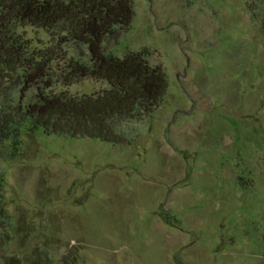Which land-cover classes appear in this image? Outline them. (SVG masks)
Masks as SVG:
<instances>
[{
	"label": "rangeland",
	"instance_id": "obj_1",
	"mask_svg": "<svg viewBox=\"0 0 264 264\" xmlns=\"http://www.w3.org/2000/svg\"><path fill=\"white\" fill-rule=\"evenodd\" d=\"M133 2L107 50L147 48L165 94L119 124L126 143L27 126L0 141V264H264V0Z\"/></svg>",
	"mask_w": 264,
	"mask_h": 264
},
{
	"label": "trees",
	"instance_id": "obj_2",
	"mask_svg": "<svg viewBox=\"0 0 264 264\" xmlns=\"http://www.w3.org/2000/svg\"><path fill=\"white\" fill-rule=\"evenodd\" d=\"M133 16V0H0V141L27 126L126 143L119 124L148 114L168 88L164 66L149 60L147 48L123 56L107 50L108 39L127 30ZM21 24L45 28L48 43L33 45ZM76 46L79 52L70 54ZM84 77L108 87L81 94L56 89ZM2 183L0 170V194ZM7 224L0 200V231Z\"/></svg>",
	"mask_w": 264,
	"mask_h": 264
}]
</instances>
